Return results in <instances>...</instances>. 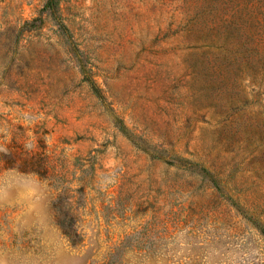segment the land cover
I'll list each match as a JSON object with an SVG mask.
<instances>
[{"label": "rangeland", "instance_id": "1", "mask_svg": "<svg viewBox=\"0 0 264 264\" xmlns=\"http://www.w3.org/2000/svg\"><path fill=\"white\" fill-rule=\"evenodd\" d=\"M0 264H264V0H0Z\"/></svg>", "mask_w": 264, "mask_h": 264}]
</instances>
